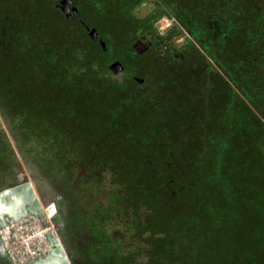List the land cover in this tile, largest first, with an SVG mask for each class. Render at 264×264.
I'll return each mask as SVG.
<instances>
[{
	"label": "trees",
	"instance_id": "trees-1",
	"mask_svg": "<svg viewBox=\"0 0 264 264\" xmlns=\"http://www.w3.org/2000/svg\"><path fill=\"white\" fill-rule=\"evenodd\" d=\"M143 1L72 0L77 20L60 0H0V112L114 173L126 235L144 237L91 264H264V0H155L138 19ZM166 13L177 27L136 54Z\"/></svg>",
	"mask_w": 264,
	"mask_h": 264
},
{
	"label": "rangeland",
	"instance_id": "rangeland-1",
	"mask_svg": "<svg viewBox=\"0 0 264 264\" xmlns=\"http://www.w3.org/2000/svg\"><path fill=\"white\" fill-rule=\"evenodd\" d=\"M71 6L76 7L73 2ZM154 7L155 0H145L132 14L142 19ZM158 26L135 42L136 54L144 55L159 37L175 29L177 24L173 22L162 31ZM178 30L165 41V51L177 54L189 38L183 29ZM25 148L28 150L25 157L18 156L23 180L17 183L14 178L13 184L5 188L20 203L14 216L0 215V264H91L90 259L106 241L126 251L141 246L144 234L126 235L129 215L111 201L109 181L114 180V173L96 162L95 152L69 149L66 153L59 147L47 148L33 139H29ZM39 162L44 164V169L38 167ZM62 193L70 195L68 203L74 206L72 211L76 216L75 220H69L73 228L67 242L73 246L74 257L68 254L57 230L60 220L56 215L55 198H61ZM110 206L116 208L109 210Z\"/></svg>",
	"mask_w": 264,
	"mask_h": 264
},
{
	"label": "flooded vegetation",
	"instance_id": "flooded-vegetation-1",
	"mask_svg": "<svg viewBox=\"0 0 264 264\" xmlns=\"http://www.w3.org/2000/svg\"><path fill=\"white\" fill-rule=\"evenodd\" d=\"M0 118L2 119V124L0 123V215L14 216L17 213L20 202L17 197H11L10 192L8 190H5V188L13 184L14 178H16L17 183L23 180V175L19 170L20 164L18 156L20 154L22 157H25L26 152L28 151L25 146L28 143L29 139L24 138L21 132L16 131L14 129L15 127L12 126L10 120L8 118H4L1 112ZM38 167L44 169V164L42 162H39ZM62 194L63 195L61 198H55V201L57 203L56 209H58L56 215H58V218L60 220L57 222V230L64 241L68 254L70 256H73V252L71 250L73 246H71L67 242L69 239L68 234L71 228H73L69 220L72 221L73 218L75 220L76 216L72 211L74 206L68 203V198H70V195L67 194L65 196V193ZM7 199L10 200L9 203H7ZM15 200L18 203L15 210L10 213V209Z\"/></svg>",
	"mask_w": 264,
	"mask_h": 264
},
{
	"label": "water",
	"instance_id": "water-1",
	"mask_svg": "<svg viewBox=\"0 0 264 264\" xmlns=\"http://www.w3.org/2000/svg\"><path fill=\"white\" fill-rule=\"evenodd\" d=\"M72 0H60L59 2V9L60 11L66 16L67 19H72L73 17L76 18L77 20H80L78 9L74 6H71ZM88 30V36L92 41L97 40V33L95 29H89ZM101 48L105 51V44L103 41H99ZM123 70V66L119 61H114L109 65V71L113 75L119 74ZM139 83L142 82L141 79H136ZM17 201L15 200L14 204L12 205L10 209V213H12L17 205Z\"/></svg>",
	"mask_w": 264,
	"mask_h": 264
},
{
	"label": "built area",
	"instance_id": "built-area-1",
	"mask_svg": "<svg viewBox=\"0 0 264 264\" xmlns=\"http://www.w3.org/2000/svg\"><path fill=\"white\" fill-rule=\"evenodd\" d=\"M168 14V13H167ZM169 16V17H168ZM168 16L164 15L157 23L156 25L158 26L159 30H163V28H167L169 27L173 22L175 24H177L176 20L174 19L173 16H171L170 14H168ZM162 26V27H161Z\"/></svg>",
	"mask_w": 264,
	"mask_h": 264
}]
</instances>
